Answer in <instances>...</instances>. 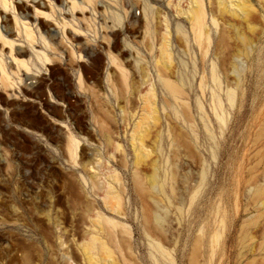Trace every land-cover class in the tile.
Listing matches in <instances>:
<instances>
[{"label": "rangeland", "instance_id": "374dc122", "mask_svg": "<svg viewBox=\"0 0 264 264\" xmlns=\"http://www.w3.org/2000/svg\"><path fill=\"white\" fill-rule=\"evenodd\" d=\"M8 1L0 264H264V0Z\"/></svg>", "mask_w": 264, "mask_h": 264}, {"label": "bare ground", "instance_id": "6f19581e", "mask_svg": "<svg viewBox=\"0 0 264 264\" xmlns=\"http://www.w3.org/2000/svg\"><path fill=\"white\" fill-rule=\"evenodd\" d=\"M88 2V1H87ZM4 4L5 5H9V1L8 0H4ZM203 11H204V9H203ZM202 12V10H201V8H200V5H199V2H198V7H197V10H196V13H195V15H194V21H195V24H194V22H193V26H197V29L199 30V36H202L203 35V14L205 13H203ZM193 16V15H192ZM191 19H192V17H191ZM193 28H195V27H193ZM28 35H31V33L30 32H28ZM197 37H198V35H197ZM206 39V38H205ZM205 41V40H204ZM37 44V43H36ZM32 50V49H31ZM26 64V63H25ZM24 65V64H23ZM163 82H164V84H165V86L168 88V90H169V92L171 93V95H174V96H177V95H179L180 96V94H182L181 92H182V88H181V86H180V84H177V83H175L174 81H172V80H169L168 78H164L163 79ZM5 86V85H4ZM3 86V87H4ZM18 95V94H17ZM16 95V96H17ZM19 96V95H18ZM179 98V97H178ZM262 131H259V132H261L260 134H261V136H263L262 135V133H264V125H263V127H262V129H261ZM256 142V141H255ZM264 145V144H263ZM262 145V146H263ZM259 154V153H258ZM257 155V154H256ZM264 156V155H263ZM261 160V159H260ZM155 181L157 182V180L155 179ZM137 185H138V187L141 189V190H143L144 189V187H143V185H142V183H141V181L139 180L138 181V183H137ZM260 191V190H259ZM258 191V192H259ZM263 192H264V189H261V191L259 192L260 194H263ZM259 196H261V195H259ZM107 222H108V220H107ZM108 224V223H107ZM113 224V223H112ZM115 225V224H114ZM107 226V225H106ZM109 229V228H108ZM111 230V229H110ZM112 231V230H111ZM110 234H111V232H109ZM201 242H202V239H200V237L199 238H197L196 239V241H195V244H194V246H195V248H194V258L193 259H195V258H197V255H198V252H199V249H200V245H201ZM194 261V260H193ZM195 262H196V260H195ZM194 263V262H193Z\"/></svg>", "mask_w": 264, "mask_h": 264}]
</instances>
